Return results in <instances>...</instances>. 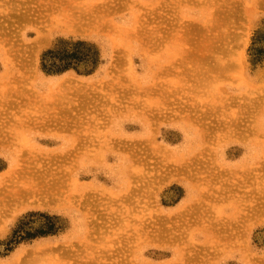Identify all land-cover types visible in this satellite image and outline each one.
<instances>
[{"label":"rangeland","instance_id":"374dc122","mask_svg":"<svg viewBox=\"0 0 264 264\" xmlns=\"http://www.w3.org/2000/svg\"><path fill=\"white\" fill-rule=\"evenodd\" d=\"M263 32L264 0H0V264H264ZM62 40L91 75L41 70ZM32 213L63 229L7 254Z\"/></svg>","mask_w":264,"mask_h":264},{"label":"trees","instance_id":"16d2710c","mask_svg":"<svg viewBox=\"0 0 264 264\" xmlns=\"http://www.w3.org/2000/svg\"><path fill=\"white\" fill-rule=\"evenodd\" d=\"M249 55L253 65L264 62V32L259 33L252 40ZM100 64V54L94 44L84 40H62L57 47L43 52L41 57V70L48 75H59L70 70L79 73L80 65H85L84 75H91ZM43 221L38 229L32 228L34 218ZM63 229L58 216L32 213L21 221L12 236L5 242V252H12L18 245L33 241L38 237L54 236ZM4 254L0 253V256Z\"/></svg>","mask_w":264,"mask_h":264}]
</instances>
